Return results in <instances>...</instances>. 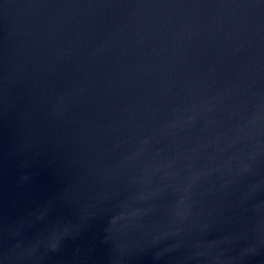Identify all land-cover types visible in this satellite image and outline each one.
<instances>
[{"label":"water","instance_id":"1","mask_svg":"<svg viewBox=\"0 0 264 264\" xmlns=\"http://www.w3.org/2000/svg\"><path fill=\"white\" fill-rule=\"evenodd\" d=\"M0 264H264V0H0Z\"/></svg>","mask_w":264,"mask_h":264}]
</instances>
